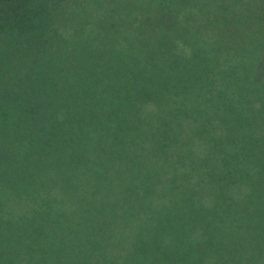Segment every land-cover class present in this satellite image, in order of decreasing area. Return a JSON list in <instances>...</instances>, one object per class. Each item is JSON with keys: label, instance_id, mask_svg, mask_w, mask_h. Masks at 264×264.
I'll return each mask as SVG.
<instances>
[{"label": "trees", "instance_id": "trees-1", "mask_svg": "<svg viewBox=\"0 0 264 264\" xmlns=\"http://www.w3.org/2000/svg\"><path fill=\"white\" fill-rule=\"evenodd\" d=\"M62 1L0 0L18 7L0 32L34 36ZM98 7L107 19L88 41L18 60L0 85V264L262 257L235 237L264 224V55L251 60L264 0ZM212 60H234L222 82L205 75Z\"/></svg>", "mask_w": 264, "mask_h": 264}, {"label": "rangeland", "instance_id": "rangeland-1", "mask_svg": "<svg viewBox=\"0 0 264 264\" xmlns=\"http://www.w3.org/2000/svg\"><path fill=\"white\" fill-rule=\"evenodd\" d=\"M98 5L99 0H90L88 5L80 4L78 0H63L61 2V7L53 12V14L59 15L53 19L50 27H43L36 35L30 36L25 34L23 36H19L17 32H0V67L2 68L4 66H8L10 64L8 62L9 60H11L12 66H14V68L6 70L5 72L0 69V85L6 84L7 82L12 83L14 81L11 80V77L14 76L13 74L17 73L18 70L23 71L19 66L18 60H42L45 56L57 59L58 55L56 54V51H58V53H62L63 45L66 50H71L76 44L79 45L80 43L86 42L93 37L98 30L97 24L99 20L107 19V13L104 14V12L99 9ZM17 9V6H0V19L14 16ZM243 20H247V18H243ZM255 28L256 31L260 30L257 34H261L264 31V26ZM48 36L55 39L51 46H49L48 43L50 38L45 41ZM262 37L263 34H261L256 41L258 42ZM64 40L69 42L66 43ZM212 44L213 42L210 41L207 45L211 47V50H213L212 54H216L217 57L224 58L226 56H233L235 53L231 49L220 52L219 48L217 46H213ZM195 45L200 46L197 43ZM204 47H206V45H204ZM188 48H190L189 45ZM47 52L48 54H46ZM260 55L261 57L264 55V50L262 52L260 48H257L255 51L256 57L251 60H256V58H259ZM59 58H62V55H60ZM233 61L234 60H212L211 63L204 62L206 63L204 69L205 75L209 73L210 79L222 82L225 77L221 75L226 74L225 69ZM11 212L12 208L8 207L5 214L9 215ZM263 236L264 224L260 225L259 223V225H252L251 223L248 225V229L241 230L237 233L235 240L237 241V246L240 249L241 245L243 247H247L246 251H243L242 253L246 256L249 253L252 254L253 252L258 251V247L261 244H264ZM242 249L244 250V248ZM246 252L248 253L246 254ZM255 255L258 257L250 261L252 262L250 264L263 263L262 259H264V254L262 257H259V253H255ZM237 259L238 256H236L235 260ZM237 262L239 264H244V257L243 260L239 257Z\"/></svg>", "mask_w": 264, "mask_h": 264}]
</instances>
